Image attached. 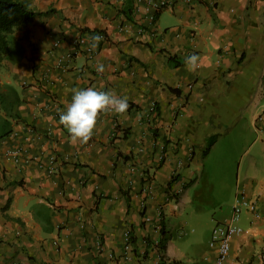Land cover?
<instances>
[{"label": "crops", "instance_id": "0c3cea01", "mask_svg": "<svg viewBox=\"0 0 264 264\" xmlns=\"http://www.w3.org/2000/svg\"><path fill=\"white\" fill-rule=\"evenodd\" d=\"M19 1L52 12L10 36L0 67V264H196L187 255L214 264L217 251L198 244L205 199L191 191L223 140L225 158L246 145L234 198L260 213L238 222L226 264H262L264 0ZM95 34L104 39L91 48ZM87 87L129 107L99 114L91 138L73 143L59 114L72 89ZM231 207L219 206L212 224L228 221Z\"/></svg>", "mask_w": 264, "mask_h": 264}, {"label": "rangeland", "instance_id": "374dc122", "mask_svg": "<svg viewBox=\"0 0 264 264\" xmlns=\"http://www.w3.org/2000/svg\"><path fill=\"white\" fill-rule=\"evenodd\" d=\"M1 130V129H0ZM226 140H223L218 150L209 156L208 161L205 163V169L209 172H205L203 176L199 177L197 188L192 189L191 194L194 197L203 195L204 203H200V208H204L202 220L200 221L201 237L199 238L198 244L200 250H203L208 243V230H210L209 236L211 237L212 228L214 225L213 217L219 206L228 209L229 206H234L235 198V171L237 163L243 156L246 145L243 141L238 142L231 149V155L225 158L227 154ZM208 168V169H207ZM213 201V202H212ZM199 199L196 200L198 206ZM233 210V208L231 207ZM245 217V211L242 212L240 220L242 221ZM201 219V218H200ZM240 221V222H241ZM240 225V223H238ZM194 228H188V235L178 243L177 246L186 249L190 245V237ZM210 241V240H209ZM191 259L192 263L201 264L198 257L194 258L187 255Z\"/></svg>", "mask_w": 264, "mask_h": 264}, {"label": "clouds", "instance_id": "9594fccd", "mask_svg": "<svg viewBox=\"0 0 264 264\" xmlns=\"http://www.w3.org/2000/svg\"><path fill=\"white\" fill-rule=\"evenodd\" d=\"M103 39L99 34L90 37V47L96 48ZM199 57L193 53L186 57V66L193 70ZM97 71L103 72L104 65L97 63ZM129 107L127 97L115 92L100 90L95 87L74 88L72 98L66 109L59 114V121L67 129L69 139L73 143H86L93 135L99 114L111 111L123 114Z\"/></svg>", "mask_w": 264, "mask_h": 264}, {"label": "built area", "instance_id": "2783aa9c", "mask_svg": "<svg viewBox=\"0 0 264 264\" xmlns=\"http://www.w3.org/2000/svg\"><path fill=\"white\" fill-rule=\"evenodd\" d=\"M208 1L210 4L212 3V0H208ZM99 35L102 36L104 39V34H99ZM55 45L57 46L58 43H56ZM81 46H82V43H81V40H79L76 43V50H75L76 53L82 51ZM84 52H86V54L88 55V60L93 59V54L90 50H87V51L84 50ZM69 57H71V55H68L67 58H69ZM192 87H193V85H191V84L187 85L188 89H192ZM154 106L155 105L151 106V111L154 110ZM20 152H21L20 150H16V151H11L9 153V155L12 157V159L14 160L15 163H17L19 161ZM54 171H56V169L53 167L49 169L50 173H54ZM243 211L250 213L253 216V218H255V219L260 218V213L258 212L255 203L249 202L244 198H238L237 197L235 200L234 206H233L231 218L228 221L217 223L213 227L212 232H211L210 241H209V247L212 249H215L217 251V257H216L214 264H226V262L228 261L231 239L236 234L241 232V228L239 227L238 222L240 221L241 214ZM144 221H145V223H150L151 219L146 217ZM160 231H161L160 224H158V225L156 224L155 228L153 229V232L154 233H156V232L160 233ZM124 239H125L124 250L126 253H129L132 251L131 245H130L129 233H125ZM147 239L148 238H146V240H145L146 242H148ZM149 243H150V241H149ZM263 245H264V239H263ZM151 246L157 252L158 259H161L162 258V256H161L162 250H160L159 239L154 240L152 242ZM97 247L99 249L101 248L100 240L97 241ZM125 258L128 259L129 258L128 255H125ZM259 258L261 259L262 264H264V252H260Z\"/></svg>", "mask_w": 264, "mask_h": 264}, {"label": "trees", "instance_id": "16d2710c", "mask_svg": "<svg viewBox=\"0 0 264 264\" xmlns=\"http://www.w3.org/2000/svg\"><path fill=\"white\" fill-rule=\"evenodd\" d=\"M46 13L33 12L26 3L19 0H0V67L11 53L10 36L22 26L28 25L36 16ZM264 82V81H263ZM163 236L164 233H161ZM2 239L0 237V244ZM164 242L160 240V250H164Z\"/></svg>", "mask_w": 264, "mask_h": 264}]
</instances>
